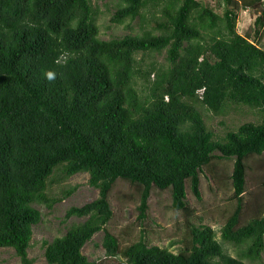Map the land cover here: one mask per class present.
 <instances>
[{
	"label": "trees",
	"instance_id": "16d2710c",
	"mask_svg": "<svg viewBox=\"0 0 264 264\" xmlns=\"http://www.w3.org/2000/svg\"><path fill=\"white\" fill-rule=\"evenodd\" d=\"M150 1L155 10L147 19L142 10ZM221 7L219 13L205 0H122L111 21L140 17L141 32L105 39L92 0H0V247L33 263L28 248L42 218L35 204L62 199L48 192L58 169L65 176L87 172L99 196L67 209L66 218L85 219L45 240L49 264H98L82 249L102 229L106 255L122 257L120 264H248L224 251L211 225L195 223L187 201V185L201 198L204 166L233 157L227 176L237 205L220 234L247 242L250 259L261 255L264 207L256 199L251 218L242 223L241 215L248 160L264 169V0H224ZM238 9L261 10L244 34L236 27ZM163 51L165 63L137 58ZM238 105L257 110L258 119L217 136L201 108L225 115ZM117 179L139 191V219L147 216L152 187L170 189L171 207L184 211L188 230L178 252L142 238L121 246L105 228Z\"/></svg>",
	"mask_w": 264,
	"mask_h": 264
},
{
	"label": "rangeland",
	"instance_id": "374dc122",
	"mask_svg": "<svg viewBox=\"0 0 264 264\" xmlns=\"http://www.w3.org/2000/svg\"><path fill=\"white\" fill-rule=\"evenodd\" d=\"M122 0H92L93 7L97 11V23L100 27V36L108 39L121 36L125 33L141 32V18L126 20L124 23H114L111 16ZM215 10L222 13L224 0H205ZM217 2H221V6ZM159 8V6H158ZM157 9V7H156ZM150 10H155L153 1H150L142 10L146 18L151 16ZM258 10H237L236 27L244 34L250 24H253ZM160 12L158 13V15ZM154 22L146 23L145 28H153ZM158 31V30H157ZM261 46L264 47V37ZM166 52H151L147 54L138 53L137 58H143L144 64L151 61L157 63L166 62ZM153 78V77H152ZM146 83L138 79V88L147 92ZM207 125L216 133L222 136L228 129H236L244 121L257 120V110L245 105H238L228 114H215L205 107L201 108ZM224 122V123H223ZM217 153H219L217 151ZM249 167L246 173V191L243 194V212L241 222L244 223L251 218L249 203L256 199L264 207V169L257 167L256 160L250 158ZM233 157L214 158L211 163L204 166L200 172L201 198H197L187 185V201L194 208L193 220L195 223L211 225L217 232V238L222 243L224 251L230 255L243 258L248 264H264V250L257 259H250L246 255L247 242L236 244L228 242L221 237L220 230L227 217L233 213L237 200L233 195V186L228 177L233 168ZM218 171L224 174L222 180L213 172ZM228 175V176H227ZM224 181V182H223ZM74 188L72 193L65 195L67 189ZM48 192L51 196L62 197V199L48 207L46 204L36 203L35 206L42 213L41 221L33 226V234L28 257L33 260L32 264H49L45 258L44 242L51 241L54 237L62 235L73 223L83 221L85 217H65L67 209L72 205H82L99 196V189L89 183L87 172H78L65 176L60 170H56L48 181ZM109 201L113 212L112 218L105 228L114 233L121 246H125L139 239H144L149 245L156 244L168 247L178 252L183 247L184 238L188 235L186 227V215L182 210H174L171 207L170 189L161 190L152 187L149 197V208L147 216L139 219L138 205L140 194L135 186L124 179H117L109 194ZM252 210V209H251ZM104 229L96 232L91 240L83 247L82 251L88 259L98 264H120L123 260L120 256H107L102 244ZM216 260H220L216 257ZM0 264H22L20 257L12 247H0Z\"/></svg>",
	"mask_w": 264,
	"mask_h": 264
},
{
	"label": "clouds",
	"instance_id": "9594fccd",
	"mask_svg": "<svg viewBox=\"0 0 264 264\" xmlns=\"http://www.w3.org/2000/svg\"><path fill=\"white\" fill-rule=\"evenodd\" d=\"M46 76H47V79H49V80L55 79V74L53 72H48L46 74Z\"/></svg>",
	"mask_w": 264,
	"mask_h": 264
}]
</instances>
